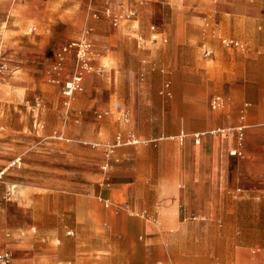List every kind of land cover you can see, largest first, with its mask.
Here are the masks:
<instances>
[{"label": "crops", "instance_id": "1", "mask_svg": "<svg viewBox=\"0 0 264 264\" xmlns=\"http://www.w3.org/2000/svg\"><path fill=\"white\" fill-rule=\"evenodd\" d=\"M71 5L54 18L69 34L38 49L89 40L86 82L70 109L46 110L0 151L80 166L7 184L31 218L8 237L0 207V252L11 264H264V0Z\"/></svg>", "mask_w": 264, "mask_h": 264}, {"label": "rangeland", "instance_id": "2", "mask_svg": "<svg viewBox=\"0 0 264 264\" xmlns=\"http://www.w3.org/2000/svg\"><path fill=\"white\" fill-rule=\"evenodd\" d=\"M10 1L0 0V77L4 75L5 78H0V96L9 91L15 93L16 98L0 102V146L8 142H20L21 137L18 135L21 130L29 124H41L42 120L38 117L46 110L49 113L53 109H70L76 93L82 89L86 79L82 74L81 86L71 97L64 92L66 84L73 76H80L81 72L90 67L97 54L93 44L85 38L61 44L52 51L51 56L44 55L38 49V44L45 43L49 37L69 34V21L54 18L65 12L70 16L71 0H12L11 3L21 12L20 16L23 15L15 19L10 18L8 13ZM13 12L19 13L16 10ZM98 14L97 11H92L91 16ZM89 43L92 46L84 61L78 55L80 45ZM14 59L20 61L19 67H11ZM66 69L67 73H60ZM13 70L14 73H19L18 76L7 79L8 74L12 76ZM32 111L35 112V117L31 116ZM39 155L38 149L25 155L9 157L0 151V171L5 172L0 177V207L4 206L9 215L10 229L6 230V234H10L8 237L14 235L13 226L24 225L31 218L30 212L20 209L13 201L8 183H20L24 174L34 171L31 173L36 175L40 167L68 171L78 170L80 166L64 157L47 158L40 163ZM17 157H21V160L8 166ZM68 231L72 234L71 230Z\"/></svg>", "mask_w": 264, "mask_h": 264}, {"label": "built area", "instance_id": "3", "mask_svg": "<svg viewBox=\"0 0 264 264\" xmlns=\"http://www.w3.org/2000/svg\"><path fill=\"white\" fill-rule=\"evenodd\" d=\"M133 14V13H131ZM223 42L227 45H239V42L238 41H235V40H232V39H227V38H223ZM91 44H83V45H80V49H79V57H81L84 61L86 60V55L89 54L90 52V49L91 48ZM83 47V49H82ZM65 50H67V48H65ZM82 53V55H81ZM209 53V52H208ZM78 88V87H77ZM76 86H74L72 83L70 82H67L66 84V88H65V94L68 96V97H71L75 90L77 89ZM222 102V99L221 97H216L214 100H213V106L214 107H217L221 104ZM198 136V135H197ZM198 138V141H199V136L197 137ZM231 154H237V150H232L231 151ZM11 261H12V253L9 251V250H4V251H1L0 252V264H11Z\"/></svg>", "mask_w": 264, "mask_h": 264}, {"label": "bare ground", "instance_id": "4", "mask_svg": "<svg viewBox=\"0 0 264 264\" xmlns=\"http://www.w3.org/2000/svg\"><path fill=\"white\" fill-rule=\"evenodd\" d=\"M81 55H82V53H81ZM82 74L83 73L81 72V75L80 76L79 75L73 76V78L70 79V81H68V82L72 83L74 86H76V88L77 87H80L81 86V81H82ZM134 140L137 141V138L134 139ZM195 141L198 142V138L197 137L195 138ZM17 161H18V159H16L15 161H13L12 162V165L16 164ZM3 174H4V170L3 171H0V177H2Z\"/></svg>", "mask_w": 264, "mask_h": 264}]
</instances>
